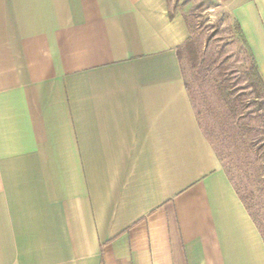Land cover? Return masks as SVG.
<instances>
[{
    "label": "crops",
    "instance_id": "obj_1",
    "mask_svg": "<svg viewBox=\"0 0 264 264\" xmlns=\"http://www.w3.org/2000/svg\"><path fill=\"white\" fill-rule=\"evenodd\" d=\"M240 1L264 81V0ZM189 38L166 0H0V264H264L185 87Z\"/></svg>",
    "mask_w": 264,
    "mask_h": 264
},
{
    "label": "rangeland",
    "instance_id": "obj_2",
    "mask_svg": "<svg viewBox=\"0 0 264 264\" xmlns=\"http://www.w3.org/2000/svg\"><path fill=\"white\" fill-rule=\"evenodd\" d=\"M166 3L170 14L182 15L194 43L192 53L182 51L180 66L199 127L264 239V100L250 85V59L234 28L241 1Z\"/></svg>",
    "mask_w": 264,
    "mask_h": 264
},
{
    "label": "trees",
    "instance_id": "obj_3",
    "mask_svg": "<svg viewBox=\"0 0 264 264\" xmlns=\"http://www.w3.org/2000/svg\"><path fill=\"white\" fill-rule=\"evenodd\" d=\"M234 28H235V30L237 32L236 34L238 36V39H239L240 43L245 48V50H246V52L248 54V57L250 59V67H249V74H248L250 85L254 89L256 95L257 96L258 95L262 96L263 100H264V81L262 80L261 75L259 73L258 65H257V63L255 61V58H254V56L252 54V51H251V49H250V47H249V45H248V43H247V41L245 39V36H244V34H243L242 30H241V27H240V25H239V23L237 21L234 22ZM183 50H186L188 53H192L194 51V43H193V41L190 38L180 48L177 49V57H178L179 63H180L181 53H182ZM219 96L222 99V101L226 104V106L231 108V100H230L229 96L226 95L224 93V91H222L221 89L219 90ZM234 115H236L235 112L233 113V116ZM246 135L247 134H245V133L244 134L243 133H239L238 137L244 139ZM223 169L225 170L224 166H223ZM227 176H228V174H227ZM228 178H229V176H228ZM229 181L231 182L230 178H229ZM231 184H232L236 194L239 196L242 204L245 207L244 201L242 200L241 196L239 195V192L237 191V189L235 188V186L233 185L232 182H231ZM245 209L248 212L246 207H245ZM248 214H249V212H248ZM249 216L252 219L250 214H249Z\"/></svg>",
    "mask_w": 264,
    "mask_h": 264
}]
</instances>
